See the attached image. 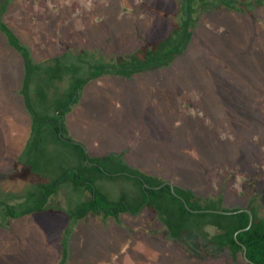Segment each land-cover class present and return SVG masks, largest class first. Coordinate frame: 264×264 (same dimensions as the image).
I'll return each instance as SVG.
<instances>
[{
	"label": "rangeland",
	"instance_id": "1",
	"mask_svg": "<svg viewBox=\"0 0 264 264\" xmlns=\"http://www.w3.org/2000/svg\"><path fill=\"white\" fill-rule=\"evenodd\" d=\"M180 1L13 0L8 6L4 21L19 31L21 44L38 61L50 52V62L34 69L33 79L47 72L42 76L46 97L34 94V101L38 118L48 122L36 125L31 138L22 108L5 107L8 94L0 101V112L7 110L6 115L0 113V264H59L63 231L68 239L65 264H248L241 255L233 260L229 249H218L194 231L187 237L193 249L180 244L147 208L134 218L110 216L112 223L101 215L71 221L69 215L90 194L84 185L73 187L72 180L46 197V207H61L64 210L58 213L65 219L50 216L47 223L41 214L6 219V205L16 212L36 208L48 187L75 171L95 182L106 200L125 198L136 209L141 199L135 180L100 174L82 162L85 154L103 161L109 158L104 163L109 172L119 170L123 161L183 189H193L204 201L221 195V207L227 210L245 208L253 200L264 215V7L255 10L254 18L222 6L199 13L187 53L170 67L131 78L101 76L88 82L65 117L59 120L53 114L57 106L68 102L70 84L68 75L64 77L67 82L50 84L52 59L66 56L68 64L84 51L107 63L116 62L119 55L128 58L139 47L171 32ZM220 32L227 33L226 37L219 36ZM5 62L0 53V67ZM200 83L204 93L218 103L224 91L235 98L229 99L226 93L225 106L250 122L244 135H239L245 129L242 125L234 129L229 121L217 120L206 111L208 105L201 101L197 87ZM216 109L223 111L221 106ZM186 118L195 127L199 122L203 144L187 139L192 128ZM57 119L84 152L58 140L50 122ZM195 127L193 138L197 137ZM207 139L219 142L212 155L205 148ZM12 158L13 174L1 171L2 161L10 167ZM94 218L101 223H94ZM205 231L212 236L217 229L207 226Z\"/></svg>",
	"mask_w": 264,
	"mask_h": 264
},
{
	"label": "trees",
	"instance_id": "2",
	"mask_svg": "<svg viewBox=\"0 0 264 264\" xmlns=\"http://www.w3.org/2000/svg\"><path fill=\"white\" fill-rule=\"evenodd\" d=\"M12 2L13 0L0 1V32L7 37L11 46L17 52H19L24 59L26 76L24 79L22 94L24 96L28 110L35 117V125H40V123H44L45 120H40L37 117L35 109L32 105V96L30 93V85L34 75V69H38L39 67L33 63L29 50L21 45L18 37L4 21V16L6 13H8L7 8ZM178 4L179 9L176 14L177 22L174 24L171 32L161 40L139 47L128 58L119 55L116 62L107 63L102 58L95 60L92 55L84 51L75 58H71L70 60H73L68 64L66 62V56L52 59V62L50 63V84H52L53 81H66L64 79L65 75L69 76L70 84L68 102L61 107L57 106V110H55L54 115L58 119L65 117V115L70 111V107L77 103L80 93L84 89L85 85L101 76L115 74L121 77L131 78L136 74L170 67L172 63L187 53L190 44L193 41L194 30L198 23L199 13L213 9L216 6H222L236 12L249 13V15L254 18L255 10L264 7V0H182ZM221 35L226 37L227 33L224 34L220 32L219 36ZM76 60L80 61L78 62V65H75L74 63ZM85 65L87 70L85 69V72H83ZM44 74L46 75L47 72L44 71V73H38L40 80ZM79 74L85 75L84 77H80L78 76ZM195 83L198 82L196 81ZM202 86L203 83H200L199 86L197 84V87H199L201 92V101L207 103L208 105V107H206V111L214 113L218 117L217 120L229 121L233 125L234 129H237L239 125H242L245 127V129L239 132V135H244L243 131L251 128L250 122L247 121L246 117L244 118L243 115L240 116L239 112L232 113L231 110L225 106V98L228 96L229 99L235 98L228 92L224 91V97H222V101L218 103L216 101L218 100L217 98L210 97V95L204 93V89H201ZM226 93H228L227 97H225ZM218 106H221L224 112L217 110L216 107ZM244 111L246 114H249L247 108H245ZM58 119L55 121L50 120L54 126V131L58 140L61 143H72L78 147H81L83 150L80 144L74 143V140H72L66 134L63 122H61L60 125L58 123L60 119ZM242 120H246L247 122H243ZM186 124L192 128L189 131V136L187 139H190L189 141H193L198 145L203 144L200 143L201 134L197 131V127L200 125L199 122L195 127V124L187 119ZM193 127H195L196 130V138L190 136L193 134ZM211 137H213V135ZM213 138L211 139L213 140ZM211 139H207L206 141L208 143H205V148L208 150L210 155H212L213 149H215L214 145L216 146L217 143H219L216 142V144H213ZM224 147L225 146L223 144V148ZM216 149L215 151H217ZM108 159L109 158H105L103 161L99 158H91L88 154H85L82 162L85 165H90L91 169H95L100 174L111 176L115 175L117 177L134 179L137 188H139L141 199L140 204L136 207V209L131 208L127 204L125 198H121L117 202H110L109 200H106V196L99 192L95 182L92 180L82 179L80 173L75 171L73 175L68 176L67 174L64 179H60L55 184L48 187L43 202L36 208L23 209L20 212H16L14 207L6 205V208L4 209L6 213V219L44 211L48 198L51 195L57 193L59 187L64 181L72 180V184L84 185L90 193L91 198L87 201H82L79 205H77V207L74 208L75 211H72V213L70 212L71 215H69V217L71 221H73L74 218V221L77 222L92 212H102L106 217L111 216L118 218L120 215L126 213H131L133 215L139 214L145 208H147L151 212L156 213L159 220L167 228L169 236L172 239L179 241V243L183 244L184 246H188L193 249L188 243L187 237L191 232L194 231L203 236V238L206 239L208 243L217 247L218 249H229L234 260L237 259L238 255H241V257L244 259L243 253L244 247H246L247 257L254 264H264V216L259 215L258 209L254 206L253 200L252 203L246 208L252 211L254 217L251 227L247 229L250 224V215L247 212L242 211L234 214L191 212L185 207L183 201L175 196L169 185H166L160 189H146L144 186V182H146L150 186L158 187L166 181L147 175L138 169L131 168L124 164L123 161L119 163V170L109 172L106 170L104 165L105 162H108ZM174 186L176 193L186 200L189 208L192 210H241L240 208H235L232 210L222 208L221 206L223 203V196L221 195L216 199L204 201L192 190L183 189L177 185ZM46 197L48 198L46 199ZM24 203H26V201ZM0 208H2L1 205ZM207 226L215 227L217 232L210 236L205 231ZM64 241V257L61 261V264H65L67 258V239Z\"/></svg>",
	"mask_w": 264,
	"mask_h": 264
},
{
	"label": "crops",
	"instance_id": "3",
	"mask_svg": "<svg viewBox=\"0 0 264 264\" xmlns=\"http://www.w3.org/2000/svg\"><path fill=\"white\" fill-rule=\"evenodd\" d=\"M7 25H8V23H7ZM10 29L18 37L19 41H21V39H20V37L18 35L19 31H17V29H15V31H14L11 27H10ZM0 53H2L3 54V58L7 60V62H5L6 63L5 66L4 67H0V101H1V103H3L4 102V96L6 94H8V96H5L6 97L5 107L22 108L23 114L26 115L25 122H27L28 125H30L28 130H29L30 138H31V135H33L34 132H35V126H36L35 124H36V122H35V117L28 110V108L26 106V103H25V100H24V96L22 94L23 85H24V79H25V76H26V69H25L24 59H23L22 55L19 52H17L11 46V44L9 43L7 37L4 34H2L1 32H0ZM30 54H31V58L33 60V63L35 65H37V66L46 64L47 62H50V52L49 53L47 52L48 55L45 58H43L41 61L36 60V56L32 55L31 52H30ZM62 56H64V55H62ZM11 59H12V61H11ZM49 71H50V69H49ZM123 78H125V77H123ZM43 81L44 80H42V78L40 80L39 75L37 74V76H35V78L32 79V82H31V85H30V93H31V96H32V105H33L34 109L37 106L35 101H34V94H35L36 97H46V95L44 94L45 84H44ZM86 86H87V84L85 85V87ZM85 87H84V89H85ZM4 112H5V115H6V113H7L6 108H5V110L2 109L0 113H4ZM35 112H36V110H35ZM36 115H37V112H36ZM37 117H38V115H37ZM40 120H45V119H40ZM40 122H42V121H40ZM46 122H48V120H45L44 123H46ZM44 123L42 122V123H40V125H43ZM138 141L140 142L142 140L139 139ZM142 142H144V141H142ZM144 147H145V145H144ZM115 154H117V153H115ZM121 154L126 155V153H121ZM4 162L5 161H2V167H1L2 170L1 171H4V170L7 171V172L8 171H12L11 174H13V166L14 165H13L12 162H14V158H12V160L10 161V163H12V166H10V167H8L7 163H4ZM147 175H149V174H147ZM150 175H152V174H150ZM152 176H154V175H152ZM154 177H156V176H154ZM74 185L75 184H73V187H74ZM188 190H192L193 191V189H188ZM51 196H53V195H51ZM90 198H91V195L89 194V199ZM247 207L242 208V209H246ZM50 208H51V210H50ZM60 210H64V209H62L61 207H59L57 205L56 206L53 205L52 207H50V206L49 207H45L44 211L34 212V213L27 214V215H24V216L32 217V216H36L37 214L45 215L47 217V223H49L50 222V216H52V217L53 216H57V217H61V218L65 219V216H63L61 213H58V212H60ZM92 215H97L98 218L101 215L102 218H104V220L107 221V223L108 222L112 223V221H113L111 219H108V218H111L110 216L106 217L102 212H100V213H93L92 212V213L88 214L87 216H90V218H91ZM122 215H120V216H122ZM125 215H127V217L129 216L131 218L132 217L134 218V216L135 217L137 216V214L133 215L131 213H126ZM260 216H262V215H260ZM98 218H94V221H95L94 223H97V224L101 223V221H99ZM69 219H70V217H69ZM91 219L93 220V218H91ZM19 221H20V219H19ZM65 224L66 223H63L64 228H66ZM69 227H70V225L68 223L67 228H69ZM64 233H66V231L61 232V234H63V236L61 235V239L59 241V243H61V244H60V246L58 245L59 246V256H57V258H58L59 261L60 260L62 261L63 257H64V242H65L64 240L66 239V237L64 236L65 235ZM67 242H68V239H67ZM67 247H68V245L66 244V250H68ZM238 256H237V258H238ZM231 257H232V255H231ZM67 260H68V256L66 258V261ZM61 261H60L59 264H61Z\"/></svg>",
	"mask_w": 264,
	"mask_h": 264
},
{
	"label": "water",
	"instance_id": "4",
	"mask_svg": "<svg viewBox=\"0 0 264 264\" xmlns=\"http://www.w3.org/2000/svg\"><path fill=\"white\" fill-rule=\"evenodd\" d=\"M166 185H169V186L171 187V189H172L173 193L175 194V196H177L179 199H181V200L183 201L185 207H186L188 210H190L191 212H194V213H198V212H211V213H218V214H234V213H237V212L245 211V212H247V213L250 215V224H249V226H248L247 229H249V228L251 227L252 223H253V219H254V217H253V213H252V211L249 210V209H241V210H237V211H223V210H204V211H195V210L190 209L189 206H188V203L186 202V200H185L182 196H180V195H178V194L176 193V191H175V186H174L173 183H171V182H164L161 186L153 187V186H150L149 184H147L146 182H144V186H145L146 189H160V188H163V187L166 186ZM244 230H245V229H244ZM241 231H243V230H241ZM241 231H239V232H241ZM239 232H238V233H239ZM236 236H237V234H236ZM243 255H244V259H245V261H246L247 263H249V264H254V263H253V262L247 257V249H246V247H244V253H243Z\"/></svg>",
	"mask_w": 264,
	"mask_h": 264
}]
</instances>
